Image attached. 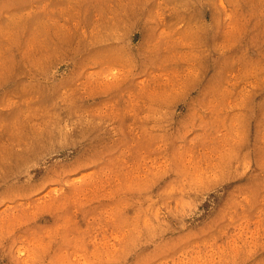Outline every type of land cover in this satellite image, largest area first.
I'll return each mask as SVG.
<instances>
[{"label":"rangeland","instance_id":"obj_1","mask_svg":"<svg viewBox=\"0 0 264 264\" xmlns=\"http://www.w3.org/2000/svg\"><path fill=\"white\" fill-rule=\"evenodd\" d=\"M0 264H264V0H0Z\"/></svg>","mask_w":264,"mask_h":264}]
</instances>
